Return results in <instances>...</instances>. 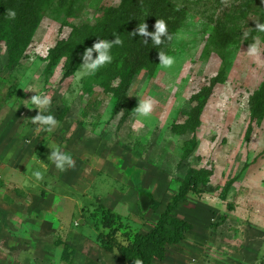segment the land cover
I'll return each instance as SVG.
<instances>
[{"label":"rangeland","instance_id":"1","mask_svg":"<svg viewBox=\"0 0 264 264\" xmlns=\"http://www.w3.org/2000/svg\"><path fill=\"white\" fill-rule=\"evenodd\" d=\"M23 5L9 0L0 15V264H124L119 249L153 229L190 169L211 174L171 213L191 230L152 264H264V0H48L11 69ZM160 19L172 39L132 69L137 45H150L130 33ZM110 23L106 38L123 42L112 62L78 79L82 52L68 72L84 28ZM254 41L257 57L246 54ZM36 94L52 101L51 131L31 122ZM140 99L153 111L136 124ZM57 149L75 166L48 161Z\"/></svg>","mask_w":264,"mask_h":264},{"label":"trees","instance_id":"2","mask_svg":"<svg viewBox=\"0 0 264 264\" xmlns=\"http://www.w3.org/2000/svg\"><path fill=\"white\" fill-rule=\"evenodd\" d=\"M47 1L48 0H23V13L21 18L19 19V24L24 28V30L21 31L20 27H17L16 33L10 35L11 37L9 36L7 38L9 55L7 65L11 69L14 67L18 59L15 57L17 49L19 48V46L21 48L25 45V41L27 39V30L25 29L29 26L28 19L31 13L33 12V15L37 14L39 12V5H42L43 2L46 3ZM8 3L9 0L0 1V15L2 14L3 9L8 7ZM120 11V8L112 9L111 15H115ZM116 21L117 20H114L113 23L117 24ZM111 24L112 23H110L109 25H104V28L95 36L94 28H84L83 31L85 37L82 39V51L74 55L73 59L66 64L68 72L74 71L75 66L80 60L82 52H84L86 48L92 47L98 39L108 40L105 36L104 30L106 31V29L110 28L112 26ZM24 36L26 37L24 38V40H22ZM92 37L95 38L94 41L92 40ZM21 41L22 45L20 44ZM72 41L78 42V39L74 37L71 42ZM149 45V47L137 45L139 50L133 59L134 63L132 65V69L140 66V64L138 65L139 60L146 58L148 55H152L156 51V47H154L153 44L149 43ZM57 47H55L53 51H57L59 57L63 55L64 48L60 49L58 47V51ZM148 49H150L149 52ZM125 88L127 89V84L125 85V87H123V91L125 90ZM258 95L260 94H255L253 98L254 101L250 102L251 105L253 104L251 113L255 116L261 115V111L258 110L259 102L255 100L256 97L257 99L258 97H260ZM210 175L211 174L206 170H189L177 193L172 197L171 201L167 203L164 211L160 215V218L158 219L153 229L144 234L134 235L132 241L128 246L119 249V253L121 254V258L124 264H133V261L135 259H141L143 261V264H152L155 260H165L167 256V247L181 242L185 238V234L191 230V225L189 223L172 217L171 213L176 210L181 203L184 202L187 193L200 192L201 189L198 188L199 184L206 182Z\"/></svg>","mask_w":264,"mask_h":264},{"label":"clouds","instance_id":"3","mask_svg":"<svg viewBox=\"0 0 264 264\" xmlns=\"http://www.w3.org/2000/svg\"><path fill=\"white\" fill-rule=\"evenodd\" d=\"M8 20H14L16 18L15 10L8 9L5 14ZM155 31L150 33L147 31V24L141 23L138 27L130 33L132 37L139 35L143 38V43L145 45L149 44L145 37L151 38V43L154 47H158L165 43L166 41H170L172 37L168 34L166 22L163 19L157 20L155 23ZM256 31L260 33H264V23H256L255 25ZM115 37L114 40H105L98 39L92 47L86 48L81 60L82 64L79 67V71L77 72V78H82L84 76H92L95 75L102 67L106 64L112 62L111 49L116 45H121L123 42L120 39L119 35L113 34ZM163 38V39H162ZM94 53L96 54L94 56ZM260 49L258 44L254 41L249 44L248 50L246 54L251 57L259 56ZM158 59L160 61L159 65L161 68L168 69L173 66L175 63L174 57L165 54L163 51L159 52ZM50 97L44 95H35L31 98L32 105L38 110V114L31 120L33 124L37 125V131H51L54 128L58 121L52 114L44 115L42 111L48 109L51 105ZM153 111V101L152 99H140L138 107L133 111L137 117L136 124L142 123L143 118H148ZM136 124L133 127H136ZM48 161L53 163L55 167L64 171L66 168L74 167L75 160L73 157L65 152L60 150H52L51 154L48 156ZM32 175L35 177L37 181L43 179V173L39 170L34 171ZM133 264H143L141 259H135Z\"/></svg>","mask_w":264,"mask_h":264}]
</instances>
